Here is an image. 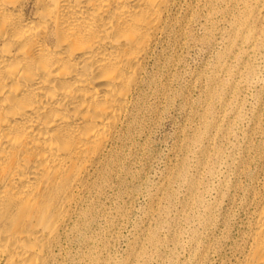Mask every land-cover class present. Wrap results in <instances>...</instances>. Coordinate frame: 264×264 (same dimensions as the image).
Masks as SVG:
<instances>
[{"label": "rangeland", "instance_id": "374dc122", "mask_svg": "<svg viewBox=\"0 0 264 264\" xmlns=\"http://www.w3.org/2000/svg\"><path fill=\"white\" fill-rule=\"evenodd\" d=\"M54 264H238L264 189V0H173Z\"/></svg>", "mask_w": 264, "mask_h": 264}, {"label": "bare ground", "instance_id": "6f19581e", "mask_svg": "<svg viewBox=\"0 0 264 264\" xmlns=\"http://www.w3.org/2000/svg\"><path fill=\"white\" fill-rule=\"evenodd\" d=\"M173 0H0V264L55 249L128 126ZM238 264H264V189Z\"/></svg>", "mask_w": 264, "mask_h": 264}]
</instances>
